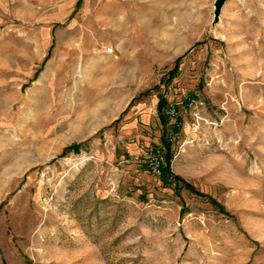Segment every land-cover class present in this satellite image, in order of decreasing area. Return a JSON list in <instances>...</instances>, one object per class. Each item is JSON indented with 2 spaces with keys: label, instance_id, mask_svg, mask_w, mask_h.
I'll list each match as a JSON object with an SVG mask.
<instances>
[{
  "label": "rangeland",
  "instance_id": "rangeland-1",
  "mask_svg": "<svg viewBox=\"0 0 264 264\" xmlns=\"http://www.w3.org/2000/svg\"><path fill=\"white\" fill-rule=\"evenodd\" d=\"M77 1L0 0V264H264V0Z\"/></svg>",
  "mask_w": 264,
  "mask_h": 264
},
{
  "label": "trees",
  "instance_id": "trees-1",
  "mask_svg": "<svg viewBox=\"0 0 264 264\" xmlns=\"http://www.w3.org/2000/svg\"><path fill=\"white\" fill-rule=\"evenodd\" d=\"M79 4H80V0L77 1L75 7L78 8ZM49 55H50V49H49L45 59H47L49 57ZM175 69H176V67L172 71L169 72V78H168L169 80L174 77ZM185 103H186V100H185ZM168 106L169 105L167 103V100L163 96H159L157 106H156V111H157L158 118H159L160 122L164 126L170 122L168 116L165 113V110ZM179 125H180V120L177 119V123L172 124L171 127L169 128L170 131H172L175 134V132L178 131ZM169 132L166 134V137L162 140L163 148L159 147L160 149H162L163 161H164L160 167L161 173L159 176V179H160L161 183L163 184V186L164 187H170L171 185H174V187L182 188L189 193L197 195L198 197L205 198L220 214L227 216L228 213L225 211L224 207L221 204L216 202L211 197L198 192L190 183L186 182L180 176L174 174L171 171L170 166H171L173 154H172V148H171L172 143L168 139ZM81 147H82V144H72V145L63 149V154L66 152H73L75 154H78ZM154 148H158V147L154 146Z\"/></svg>",
  "mask_w": 264,
  "mask_h": 264
},
{
  "label": "built area",
  "instance_id": "built-area-1",
  "mask_svg": "<svg viewBox=\"0 0 264 264\" xmlns=\"http://www.w3.org/2000/svg\"><path fill=\"white\" fill-rule=\"evenodd\" d=\"M107 53L112 54L113 50L112 49H107ZM185 106L190 110L192 117H195L198 119V117L200 116L198 111L196 110V106H197V101L194 98H187ZM179 109H177V107H175L174 105H169L166 110L165 113L168 116L170 122L175 124L177 123V118L179 115ZM168 139L171 143H174L175 139H176V135L170 131L168 134ZM147 158L150 164V169L153 175L159 177L160 176V167L163 164V152L162 149L158 148H154L151 147L148 151H147Z\"/></svg>",
  "mask_w": 264,
  "mask_h": 264
},
{
  "label": "water",
  "instance_id": "water-1",
  "mask_svg": "<svg viewBox=\"0 0 264 264\" xmlns=\"http://www.w3.org/2000/svg\"><path fill=\"white\" fill-rule=\"evenodd\" d=\"M225 2L226 0H217V2L215 3V16H218L220 9Z\"/></svg>",
  "mask_w": 264,
  "mask_h": 264
}]
</instances>
